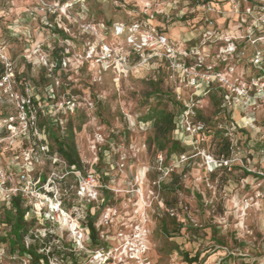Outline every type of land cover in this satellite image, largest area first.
I'll return each mask as SVG.
<instances>
[{
	"label": "rangeland",
	"instance_id": "obj_1",
	"mask_svg": "<svg viewBox=\"0 0 264 264\" xmlns=\"http://www.w3.org/2000/svg\"><path fill=\"white\" fill-rule=\"evenodd\" d=\"M248 7L255 16L263 14L264 0L242 1L237 13L231 0L1 1L0 42H6L19 70H28L31 79L39 77L42 67L49 69L44 88L29 84L35 96H42L41 108L59 115L58 135H64L72 122L85 165L84 173L69 168L51 146L38 153L33 150L39 143L36 138L16 142L13 148L7 142L0 145L1 166L34 209L28 216L35 218L33 233L42 239L51 236L47 253L51 251L53 264H70L74 258L78 264H189L180 254L185 252L198 255L194 264H264V198L256 196L264 193L262 179L238 164L212 171L207 156L217 159L215 149L209 151V143L202 140L193 146L191 156L166 158L167 150L157 155L153 124L143 118L156 106L181 110L173 106L167 84L159 86L162 95L155 92L147 64L116 67V55L128 54L130 48L125 35L115 34V27L140 21L144 29L160 27L172 41L188 47L199 46L210 31L208 67L236 66L245 77L256 75L249 58L256 50L264 55V41L253 45L237 40L244 55L220 56L226 43L218 35L264 36V27L251 26ZM50 88L54 98L49 97ZM177 92L184 106L201 100L196 107L215 129L214 96L199 97L186 83ZM11 113L15 111L8 103L0 106V120ZM255 117L258 125L264 124V107ZM192 120L200 121L196 116ZM187 137L180 135L178 140ZM237 140L240 157L264 147L256 130L249 129L248 137L238 133ZM254 158L260 160L261 155ZM250 159L249 168L264 171V160L258 165ZM100 208L96 221L100 245H93L84 223L88 211L93 214ZM163 220L169 233L163 231ZM8 232L0 221V264H30L29 258L12 255L8 243L2 242Z\"/></svg>",
	"mask_w": 264,
	"mask_h": 264
},
{
	"label": "built area",
	"instance_id": "obj_2",
	"mask_svg": "<svg viewBox=\"0 0 264 264\" xmlns=\"http://www.w3.org/2000/svg\"><path fill=\"white\" fill-rule=\"evenodd\" d=\"M0 0V10H1ZM242 1L247 0H231V5L234 12H239ZM204 5V7H206ZM211 9L210 5L207 6ZM264 8H262L263 11ZM247 17L250 18L251 26L264 27V13L258 16L253 14V8L246 9ZM32 18L33 12L28 13ZM26 18V19H28ZM247 21V19L245 20ZM115 34L117 36L126 35L127 43L136 52H143L144 50L153 51V56L165 58L171 69L170 78L173 80L182 79L187 87H191L199 93V97L206 96L210 90H219L223 93L221 108L226 110L230 115L233 122L228 121L222 125V129L226 131V135L232 136L233 132L228 129L229 126L235 127L239 130L249 129L256 130L261 134L264 142V124L258 125L255 117L262 107H264V55L263 51L256 50L249 62L253 68L256 69L257 74L245 77L243 73H238L236 66H230L226 70L206 65L207 54L206 45L213 36V33L206 31L203 34V42L199 46L188 47L184 44L180 45L172 41L166 34L160 33L158 30L151 28L146 30L143 25L134 24L129 27L124 25H117L115 27ZM226 43L225 47H221L220 56H237L239 53L244 55V52L239 51L235 41L248 40L251 44L255 45L259 41H264V36L260 38H252V36L237 37H219ZM113 52H110V54ZM112 56V55H110ZM116 67L123 70L128 68L129 55L117 54ZM240 56V55H239ZM151 56H143L138 66L148 63ZM227 62V58L222 59ZM44 64L47 65L45 57L43 58ZM53 66V65H52ZM49 97L54 98L53 89H49ZM34 89L29 83L23 87L19 83L17 77L16 63L9 54V48L5 41L0 42V104L8 103L11 105L15 113L6 114L0 120V132H5L6 136H0V145L7 142L11 148L14 147L16 142L22 140H31L36 138L39 142L40 149L43 152L48 151L47 136L40 129L38 125L39 107L35 104ZM201 100L196 104L192 102L186 103L184 111L177 120L175 129V137L178 140L180 135L188 137L183 140V143L189 146L203 141L201 136L205 125L201 122H193L192 118L195 117V108ZM0 105V106H3ZM241 118L236 120L237 110ZM231 124V125H229ZM197 138V139H196ZM182 141V140H181ZM241 148L238 145L233 146L232 156L227 158H214L211 155L207 156V164L211 167H229L238 164L242 166L247 172L254 173L257 178H261L264 182V171H255L249 168L247 162L248 158L253 159L255 154L261 155V160H264V147L253 151H249L247 157H240ZM185 157V156H184ZM247 158V159H246ZM162 160V155H159ZM22 179H26L22 175ZM262 183L259 184V187ZM21 190L14 187L12 174L0 164V198L7 199L13 195H17ZM256 196L264 198V193L257 192Z\"/></svg>",
	"mask_w": 264,
	"mask_h": 264
},
{
	"label": "trees",
	"instance_id": "obj_3",
	"mask_svg": "<svg viewBox=\"0 0 264 264\" xmlns=\"http://www.w3.org/2000/svg\"><path fill=\"white\" fill-rule=\"evenodd\" d=\"M134 22L129 24L127 27L134 24L143 25V22ZM109 24L111 25V23ZM157 29L160 33L166 34V31H164V29H161L160 27H158ZM56 32L61 33L63 31L56 30ZM124 37L125 42L127 43L126 35ZM129 48L130 50L128 55L129 63L131 66H136L142 60L143 56H151L147 63V67L145 68L147 69L146 75H151L153 84L156 85L155 92L161 93L162 95V90L159 89V86L162 83L167 84L169 88L167 92H170L172 94L171 102L173 106L175 108L177 107V109L180 108L181 110L180 113H175L174 111H170L165 107L162 108L156 106L151 108L143 118L144 122H151L153 124L154 137L152 138V142L157 152V155L167 150L166 158L172 156L173 154L177 155L178 157L185 155L191 156L190 152L192 151V149H194L193 146L186 145L180 140H175L172 138V135L176 129L177 120L179 119L182 111H184L185 108L184 104L177 99V89H180V87L182 86V79H177L174 81L170 78L171 69L168 61L165 58L155 55L153 56V51H149L147 49L143 52H136L133 51L130 46ZM57 58L58 59L56 60L61 63L62 57L58 56ZM50 62L52 61L50 60ZM29 67L31 66L28 62V68ZM16 69L17 77L22 87L26 83L32 82L34 83L33 86L36 89H39V87L44 88L47 85L46 83H48L46 76L47 71L49 69L47 67H42L40 75L37 79H31L28 75V70L21 72L17 65ZM140 70L142 69H137L136 71ZM51 71L56 73L57 69ZM143 71L145 70L143 69ZM207 95L210 98L211 96L215 97V102L217 103V123L215 129L211 125H207L201 109L196 107V118L200 119L199 122H202L204 124L206 123L205 129L202 131L201 136L204 142L209 143V151L211 150L212 146L214 147V156H216L217 158L229 159L232 156L233 146L240 144L239 140H237V134L241 133L243 137H248V131L239 130L235 127L229 126L228 129L233 132V135H226V131L221 127L228 121L233 122V120L231 119V115L226 110L221 108L223 93L219 90L213 89L210 90ZM37 96H35L34 102L36 106L40 108L38 125L49 139L47 141V146H51V150L55 152L69 168L84 173L85 165L78 150L76 141V130L72 122L69 121L67 123L66 132L64 135H58L56 130L60 129V123L62 122L59 115L54 117L52 116V114L48 113V111L42 109L40 106V100L42 96ZM2 116H6V114H3ZM33 150H37L38 153H41L39 143H35ZM166 205L169 206V203L166 202ZM33 210L34 209L32 205L28 204V200L24 197L23 193H18L17 195H13L7 199L0 198V217L3 213V217L0 219V221L1 224L5 225L6 228L9 230L6 237H2L1 240L3 243H8V249L12 255H16L19 258H29L30 264H53L50 261L51 251L47 253V241L51 238V236L46 235L42 239L35 233H33L32 228L35 222V218H33L32 220L28 219V216L33 212ZM101 210L102 208H100L99 211H96L93 214L91 213V211H88L86 221L84 223V227L89 235L88 237L93 245H100V237L99 232L96 228V221L100 215ZM173 220L175 222V219ZM162 222L163 231L169 233L165 220H163ZM180 254L184 258V260L189 264H194L198 261V255H196L195 257H190V255L186 252ZM75 255L76 254H74V256ZM70 264H78L77 258L72 259V261H70Z\"/></svg>",
	"mask_w": 264,
	"mask_h": 264
},
{
	"label": "crops",
	"instance_id": "obj_4",
	"mask_svg": "<svg viewBox=\"0 0 264 264\" xmlns=\"http://www.w3.org/2000/svg\"><path fill=\"white\" fill-rule=\"evenodd\" d=\"M231 17H233V16H231ZM246 64H247V63H246ZM218 66H220V65L218 64ZM246 66H247V65H244L243 68L246 67ZM248 67H249V66H248ZM243 68H242V69H243ZM249 68H250V67H249ZM242 69H241L240 71H242ZM238 70H239V69H238ZM243 72H244V71H243ZM259 158H260V155H259ZM250 160H251V159H250ZM252 160H253V161L257 160V161H255V162L258 163L261 159L259 160V159H257V158H256V159L254 158V159H252ZM252 160H251L250 163H252ZM260 163H261V161H260ZM258 165H259V163H258Z\"/></svg>",
	"mask_w": 264,
	"mask_h": 264
}]
</instances>
